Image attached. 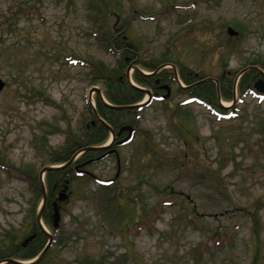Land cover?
I'll list each match as a JSON object with an SVG mask.
<instances>
[{
  "label": "rangeland",
  "instance_id": "rangeland-1",
  "mask_svg": "<svg viewBox=\"0 0 264 264\" xmlns=\"http://www.w3.org/2000/svg\"><path fill=\"white\" fill-rule=\"evenodd\" d=\"M112 32L126 36L143 66H175L180 82L167 77V98L152 100L136 121L134 113L121 118L137 131L115 148L119 160L89 163L92 178L66 184L56 232L63 242L51 263L264 264V99H239L237 87L244 67L264 70V0H0V239L28 235L33 175L83 140L100 87L83 62L118 70L123 55L97 39ZM179 70L189 84L223 75L222 86L234 76L233 112L216 104L232 103L221 89L214 85L215 100L212 87H188Z\"/></svg>",
  "mask_w": 264,
  "mask_h": 264
},
{
  "label": "trees",
  "instance_id": "trees-1",
  "mask_svg": "<svg viewBox=\"0 0 264 264\" xmlns=\"http://www.w3.org/2000/svg\"><path fill=\"white\" fill-rule=\"evenodd\" d=\"M101 1V0H100ZM150 19H155V17H150ZM115 28H111V31H113ZM110 31V30H108ZM117 31V30H115ZM118 33V32H117ZM119 34V33H118ZM118 34L115 32L111 33L109 37L103 38V35H101V38H97L100 40L103 47L106 48V50L116 53L120 52L123 57L119 59L117 62L118 70H111L110 68H107L104 63L94 62V63H88L87 61L83 62V65L88 66L90 68V71L88 72L90 80L95 81L99 83L100 91L104 95V97L107 99V101L113 105H127V104H134L138 103L142 100L144 93L143 91H140L139 89H136L132 87L129 82L127 81V75L126 70L128 66L134 65L138 69H141L139 66H142L146 68L149 71H154L155 69L151 67V65L143 66L144 63H139V60H137L136 56V48H133L129 42H127L126 36H121V39L118 38ZM103 40V41H102ZM118 44H121L118 46ZM254 66V65H252ZM261 68V67H260ZM170 72V73H168ZM114 75H113V74ZM234 74V73H232ZM179 75L182 78V80L189 84L193 81L190 80V73H184L183 71L179 70ZM173 77V72L170 70H167L165 68L161 69L158 73L152 74V75H145L139 72L138 70L132 71V78L138 84L142 87H152L155 90L158 89L157 85L160 82H164V80H167V77ZM219 78V90L221 89V96L226 99H232V87L234 82V76H232L233 79H229L228 82L225 81L221 86L220 79ZM259 77V74L255 70H248L247 72L243 73L237 83V87L240 90V98L244 97L248 93L254 94L253 89V82ZM204 85H208L205 87V89L210 90L214 95V99L216 100L217 90L213 83H203L195 88L194 90H200ZM227 91H226V90ZM194 95L191 96L193 99ZM200 102H206L203 99H200ZM216 102V101H215ZM96 111L97 113L113 128L119 127V125L122 123L121 118H123L126 114L134 113L136 116L137 112L142 110V108L137 109H131V110H115L111 109L110 107H107L104 105V103L101 101L99 94L96 96ZM217 104V102H216ZM90 113L93 114V109L89 105ZM136 121V119L134 118ZM136 123V122H134ZM83 140L76 141V143L71 142L68 144L69 147H64L63 150H60L57 157L53 160V163H63L66 162L71 158V156L75 153V151L83 146L88 145H99L102 144L105 141V138L108 134V129L101 125L100 123H92L86 125V129L84 132ZM84 156V155H82ZM81 158V157H80ZM82 160L79 159L76 161V163H79V161ZM0 165H4L3 163H0ZM79 176H85V175H79L77 174L73 169L70 170V167H63L55 170H49L45 174V187L47 190V201L42 213V219L44 223L50 228V230L53 231V241L51 243V246L48 248L45 255L34 264H52V257H51V251L53 245L57 244L59 242H63V238L57 239L56 232L57 230L53 228L52 225V202L56 199L57 191L61 189L62 187H65L64 185L69 184L70 180L73 181V179H76ZM27 179V178H26ZM28 180V179H27ZM31 184V190L35 195V203L34 206L30 212L31 220H29L27 223V227L29 229V235L33 234L34 237L28 240L25 246H22V240L19 242H15L14 236L6 235L3 236L0 239V260L2 259H17V260H29L34 257H36L41 250L43 249L46 241L47 236L46 234L39 228L38 224L35 221V213H36V207L38 202L41 198V190H40V181H39V174L33 175ZM251 214V217L253 218V225L254 228H259L257 221L256 214ZM24 239V238H23ZM254 243L256 249L259 248V236L258 233H255L254 236ZM258 255H260V252L258 253L256 251L255 253V259H258ZM262 258V256H261ZM91 259V258H90ZM85 258L83 260H80V258L75 259L73 262H69V264H103V261H96L95 259ZM264 259V256H263ZM125 259L119 260V262H122ZM264 261V260H263ZM118 262V259H117ZM264 263V262H262ZM4 264H17L13 262H6ZM105 264V263H104ZM139 264V263H138ZM256 264V263H254Z\"/></svg>",
  "mask_w": 264,
  "mask_h": 264
},
{
  "label": "water",
  "instance_id": "water-1",
  "mask_svg": "<svg viewBox=\"0 0 264 264\" xmlns=\"http://www.w3.org/2000/svg\"><path fill=\"white\" fill-rule=\"evenodd\" d=\"M226 31H227V33L230 35V36H235V35H237V32L233 29V28H231V27H227L226 28ZM129 69V68H128ZM254 69H256L261 75H263L264 76V72L262 71V70H260L259 68H257V67H254ZM207 80H209V81H212L213 79L212 78H207V79H204V80H201V81H199V82H197V83H195V84H198V83H200V82H204V81H207ZM132 84V83H131ZM4 86H5V82L0 78V91L4 88ZM133 86H135L134 84H133ZM135 87H138V86H135ZM254 87H255V89L256 90H258V91H260V92H264V80H258L257 82H255L254 83ZM140 88V87H139ZM164 88H166L167 90H168V87L167 86H164ZM93 90L94 91H96V92H98V93H100V90L97 88V87H94L93 88ZM147 93H148V96L150 97V93L147 91ZM168 93H169V90H168V92H167V94H166V96H168ZM148 97V98H149ZM104 103L108 106V107H111L112 109H117V110H123V109H130V108H135V107H137L138 105H143V104H138V105H119V106H113V105H110L109 103H107L106 101H104ZM95 117H96V119H98V120H100L102 123H104L105 124V122L95 113ZM106 125V124H105ZM108 127V126H107ZM109 128V127H108ZM125 130H127L128 131V134H127V136L123 139V140H121V141H119L118 142V144H121L122 142H124L125 140H127V139H129L130 138V136L132 135V132H133V128L130 126V125H124V126H122L120 129H119V131H118V133L117 134H120V133H122L123 131H125ZM106 148V146H99V147H87V148H85V149H83V150H89V151H91V150H93V151H100V150H102V149H105ZM102 156H104V155H102ZM102 156L101 157H99V158H102ZM73 159V158H72ZM72 159L71 160H69L67 163H65V164H63V165H61V166H48V167H45L43 170H42V172H45V171H48V170H52V169H56V168H60V167H64V166H66V165H69L70 163H71V161H72ZM89 162V161H88ZM88 162H85L84 164H87ZM76 168H77V166H76ZM42 172H41V174H42ZM41 192H42V203H41V205H40V208H39V210H38V213H37V217H36V220H37V222L40 224V221H41V213H42V210H43V208H44V206H45V202H46V195H45V188H44V184H43V181H42V179H41ZM66 197V195L64 194V193H60L59 194V200H62V199H64ZM53 211H54V214H53V224H54V226H57L58 225V221H59V219H60V213H59V207H58V204H57V202H54L53 203ZM48 234V233H47ZM48 242H47V244H46V246L44 247V249H43V251H42V253L38 256V258L37 259H35L34 261H36V260H39L43 255H44V253L46 252V250L48 249V247H49V245H50V243H51V240H52V237L48 234ZM23 244H25V241L23 242ZM10 261H12V262H14V263H18V264H25V263H23V262H21V261H17V260H10ZM4 262H6V261H3V263Z\"/></svg>",
  "mask_w": 264,
  "mask_h": 264
},
{
  "label": "flooded vegetation",
  "instance_id": "flooded-vegetation-1",
  "mask_svg": "<svg viewBox=\"0 0 264 264\" xmlns=\"http://www.w3.org/2000/svg\"><path fill=\"white\" fill-rule=\"evenodd\" d=\"M162 89V88H161ZM152 93H154V92H156L155 90H154V88H152V87H150V89H149ZM164 93H160V95L162 96ZM116 132V131H115ZM127 134V132H124V133H122L121 135H116V141H115V143L118 141V140H121L122 138H124V136ZM110 150H116L115 148H113V147H111L110 148ZM103 152H99V153H96V155L95 156H93V157H97V156H99V155H101ZM110 155H112V154H110ZM93 157H91V158H93Z\"/></svg>",
  "mask_w": 264,
  "mask_h": 264
},
{
  "label": "bare ground",
  "instance_id": "bare-ground-1",
  "mask_svg": "<svg viewBox=\"0 0 264 264\" xmlns=\"http://www.w3.org/2000/svg\"><path fill=\"white\" fill-rule=\"evenodd\" d=\"M224 105L228 106V105H230V103H228V102H224Z\"/></svg>",
  "mask_w": 264,
  "mask_h": 264
}]
</instances>
